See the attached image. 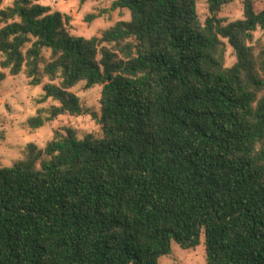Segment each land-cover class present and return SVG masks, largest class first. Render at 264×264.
Returning <instances> with one entry per match:
<instances>
[{"label":"trees","instance_id":"trees-1","mask_svg":"<svg viewBox=\"0 0 264 264\" xmlns=\"http://www.w3.org/2000/svg\"><path fill=\"white\" fill-rule=\"evenodd\" d=\"M40 1L0 9V69L58 103L33 130L100 86L101 135L66 128L0 167V264H159L201 234L206 264H264V10L223 24L227 0H114L129 20L84 38Z\"/></svg>","mask_w":264,"mask_h":264},{"label":"rangeland","instance_id":"rangeland-1","mask_svg":"<svg viewBox=\"0 0 264 264\" xmlns=\"http://www.w3.org/2000/svg\"><path fill=\"white\" fill-rule=\"evenodd\" d=\"M13 0H3L0 9L10 6ZM114 0H90L80 3L78 0H41L40 5L49 7L53 12H60L70 17L67 25L69 33L73 36L84 38L101 37V34L120 21L130 18L127 10H112ZM245 0H227L217 18L223 24L233 22L243 17V3ZM256 13L264 10V0H250ZM206 1L197 3V15L201 23L208 17ZM95 18L88 20L90 16ZM264 44V32L257 30L253 33L252 44ZM44 56L48 53L44 52ZM226 66L230 67L235 62L233 51L226 49ZM4 79L0 81V167H10L21 160L26 147L35 145L43 150L50 142L55 132L64 134L66 128L75 131L76 137L82 139L88 134L101 135L100 93L101 87L87 88L85 83H79L70 90L80 102L82 114L78 116L61 115L53 121L46 122L39 129H30L27 120L37 115L38 110H43L47 117L57 102L50 99L39 103L43 96L41 86L33 87L23 73L12 77L7 70H1ZM96 116V118L93 117ZM159 264H206L204 236L200 235L198 245L194 249H182L175 241L171 242L170 254L160 257Z\"/></svg>","mask_w":264,"mask_h":264}]
</instances>
